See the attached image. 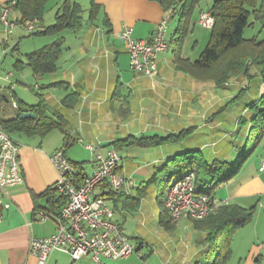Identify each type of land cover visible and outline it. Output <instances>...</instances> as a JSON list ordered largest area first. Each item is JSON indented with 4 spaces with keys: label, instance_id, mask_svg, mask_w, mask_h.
Instances as JSON below:
<instances>
[{
    "label": "crops",
    "instance_id": "crops-1",
    "mask_svg": "<svg viewBox=\"0 0 264 264\" xmlns=\"http://www.w3.org/2000/svg\"><path fill=\"white\" fill-rule=\"evenodd\" d=\"M66 1L77 4L82 10L79 28H65L53 35L28 34V37L42 38L34 43L32 52L61 42L56 70L35 74L26 64L33 75V79L26 77V87L34 93L26 96V101L16 97L12 84L0 92L2 120L13 119L20 103L29 107L41 104L43 116L61 122L62 126L44 136L10 134L18 137L15 140L19 145L24 182L7 188L5 193L0 190L1 201L9 203V207L0 212V264H35V258L28 251L30 239L48 237L56 231L62 198L54 190L57 173L49 160L53 152L62 149L83 175H89L93 170L90 159L96 154L105 156L118 141L130 136L164 137L187 129L193 131L176 143L151 147L117 145L122 158L119 172L126 181L125 186L111 191L107 183H103L94 189V194L106 200L112 209L110 219L135 246L136 255L110 264H204L206 232L195 229L193 220L185 214L172 222L164 205L166 185L152 182V178L168 161L194 151L201 154L207 165L214 161L231 165L237 162L245 149L254 117L250 105L264 95L260 68L251 64L246 74H239L221 86L213 81H198L177 70L173 54L177 44H180L181 57L195 61L193 53L201 46L200 39L205 41V35L200 37L201 31L195 34L194 27L195 18L200 26V3L186 24L178 12L180 5L175 6L171 15L170 10L155 0H89L87 18L83 17L85 10L79 0H57L52 8L49 0L45 13L54 9L53 24L56 16L64 12ZM7 2L0 0V7ZM209 7L207 4L205 11ZM12 13L16 14L14 18H11ZM165 17H169L167 49L159 54L156 73L151 77L132 73L120 32L127 26L134 39L149 40ZM8 18L15 22L19 14L13 10ZM48 26H44L42 18L36 31ZM182 27L185 29L183 40ZM11 35L0 25V37H3L0 48L7 47L4 38ZM73 93L77 95L74 106H65L63 100ZM87 144L92 145L94 151L88 150ZM262 162L264 137L244 159L237 173L216 184L211 191L216 202L254 208L253 218L248 223H251L253 236L249 238L245 233L246 225L234 230L231 257L232 245L236 244L238 236L240 243L253 247V239L259 236L258 228L264 227ZM124 198L129 199L124 202ZM135 199L138 200L136 205ZM39 213H44V220H40ZM256 250L251 256L253 264L260 260L259 256H254ZM46 264L94 263L90 256L73 261L67 253L55 251Z\"/></svg>",
    "mask_w": 264,
    "mask_h": 264
},
{
    "label": "trees",
    "instance_id": "trees-1",
    "mask_svg": "<svg viewBox=\"0 0 264 264\" xmlns=\"http://www.w3.org/2000/svg\"><path fill=\"white\" fill-rule=\"evenodd\" d=\"M48 1L16 0L13 10L19 14V20L15 22L23 25L27 20L35 18L39 24L42 21ZM155 1L162 4L166 10H170L171 15L174 14L175 6L180 5L178 12L182 14L187 24L189 16L199 6L201 0ZM257 2L258 0H213L208 11L214 19V24L210 29L208 42L204 50L197 60L190 61L181 57L180 44H177L173 51L177 70L198 81H213L221 86L239 74H246L249 66L253 64L260 68V76L264 84V37L261 40H245L243 38V31L249 25V9L255 7ZM63 8L64 12L56 16L53 25L42 31H36V27L33 35H53L65 28L71 30L79 28L81 8L75 3H68V1L64 3ZM254 12L257 18L264 17V0H262L259 11L254 10ZM184 30V27H182V40ZM60 46L61 42L56 41L26 55L27 63L17 62L15 66L23 67L27 64L35 74L54 72L56 61L60 55ZM76 101L77 95L73 93L63 100V104L72 107ZM250 107L254 109V117L246 138V146L234 165L220 161H214L211 165H207L198 151L189 152L168 161L161 171L152 178V182H163L164 187L166 185V189H168L169 182L173 177L179 179L185 174L193 172L197 187L204 188L203 190L211 196L213 187L218 183L231 179L237 173V169L244 159L262 142L264 137V95ZM21 111L32 112L36 114L37 119L35 121L33 119L20 120L18 114ZM2 124L8 134L19 132L29 136H44L53 128L61 129L62 127L61 122L57 123L43 116L41 104L29 107L23 103L18 105L17 115L11 120H2ZM192 131L193 129H187L164 137L130 136L114 143V147L115 149H117V145L151 147L176 143L182 141ZM54 190L56 191L55 188ZM61 198L63 206L64 198L62 196ZM127 199L129 198H124L123 201L125 202ZM137 201V199L134 200V205ZM1 209L0 206V212ZM253 215L254 208L246 209L237 205H220L209 216L201 220H193L195 229L206 232L204 242L207 251L204 264H229L233 232L247 225L252 220ZM259 262V259H257L256 264H260Z\"/></svg>",
    "mask_w": 264,
    "mask_h": 264
},
{
    "label": "built area",
    "instance_id": "built-area-1",
    "mask_svg": "<svg viewBox=\"0 0 264 264\" xmlns=\"http://www.w3.org/2000/svg\"><path fill=\"white\" fill-rule=\"evenodd\" d=\"M15 4L16 0H9L0 7V25L7 35H11L14 27L19 25L8 18ZM168 19L169 17H165L160 21L149 40L134 39L129 27L122 29L119 38L126 45L132 73L148 77L156 73L159 54L167 49ZM198 21L203 29L208 30L214 24L211 13L205 10L199 12ZM37 24V19L32 18L20 26L26 32L33 33ZM10 76L11 74L5 79L8 80ZM13 106L17 107V104L13 103ZM1 112L0 107V190L5 193L7 188L22 184L24 178L19 165V145L4 129ZM78 142L83 143L82 140ZM85 147L94 151L90 144ZM49 160L57 173L54 188L64 198V205L57 216L55 233L29 241L28 251L35 258V264H46L55 251L67 253L73 261L90 256L94 264H110L132 255L135 252L134 244L110 219L112 209L106 200L94 194V189L103 183H107L111 191L125 186L126 181L119 172L122 158L117 150L110 148L105 156L94 155L90 159L93 170L89 175H83L67 159L62 149L53 152ZM226 203L216 202L204 190H200L193 172L179 179H171L164 199L172 222L184 214L192 220H201ZM0 206L5 209L9 207V203L0 199ZM38 217L40 220L45 219L44 213H39Z\"/></svg>",
    "mask_w": 264,
    "mask_h": 264
},
{
    "label": "rangeland",
    "instance_id": "rangeland-1",
    "mask_svg": "<svg viewBox=\"0 0 264 264\" xmlns=\"http://www.w3.org/2000/svg\"><path fill=\"white\" fill-rule=\"evenodd\" d=\"M57 0H50L49 6L52 8ZM213 0H201L200 5L202 7V10H206V6H210L212 4ZM78 3L82 6V8L85 10L83 17L87 18L88 13L87 9L89 6V0H79ZM262 4V0H258L255 7H252L249 9L250 15H249V25L244 29L243 31V38L245 40H261L264 37V17H258L255 14L254 10L259 11L260 6ZM56 6V5H55ZM59 6V5H58ZM54 9H49L44 17H43V24L44 26H48L53 24L54 22ZM12 17L14 18L16 15L15 13H12ZM196 16V15H195ZM197 17V16H196ZM194 27H195V34L198 31H201L200 37L202 35H205V41H202L200 39V45L196 49V51L193 53V58L197 60L199 58V55L204 50L210 30L203 29L201 26H198L196 24V18L194 19ZM168 28V26H167ZM20 33V34H19ZM28 32H26L20 25H16L12 31V35L7 37L5 36V44L6 48H0V92L2 91V88L10 87V85L13 88V91L17 95L16 97L18 99H22L26 101V96L31 97L33 96V92H30L28 89V86L26 87V77H29V79H33V75L31 70L26 67V65L23 67H17L15 66V63L17 61L25 62V55L29 52H32L34 49V43H38V41H41L42 38H34V37H28ZM207 35V36H206ZM3 37H0V40H2ZM2 42V41H0ZM5 49L4 52H2ZM11 74L8 80L5 78ZM32 77V78H31ZM34 92H37V90L34 88V83H31L30 85ZM5 91V90H3ZM7 95L9 98V101H12V97L10 96L9 92H7ZM7 116V113L4 114ZM14 139H18V137L14 136ZM251 223L245 226V232L249 235V238L253 236V230L251 229ZM259 236L257 239H253V247L247 246L244 243H240L239 236L237 237L236 244L232 245L233 254L229 261V264H253L252 263V253L253 250L259 249V251L256 250L257 254L254 255L255 258L257 256L260 257V264H264V227L258 228ZM244 234V235H246ZM241 239V238H240ZM258 247V248H257ZM134 255L135 252L133 253Z\"/></svg>",
    "mask_w": 264,
    "mask_h": 264
},
{
    "label": "water",
    "instance_id": "water-1",
    "mask_svg": "<svg viewBox=\"0 0 264 264\" xmlns=\"http://www.w3.org/2000/svg\"><path fill=\"white\" fill-rule=\"evenodd\" d=\"M18 118H19L20 120H23V119H33V120H35V119H37V116H36V114H34V113H32V112L21 111V112H19V114H18Z\"/></svg>",
    "mask_w": 264,
    "mask_h": 264
}]
</instances>
